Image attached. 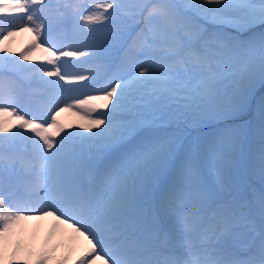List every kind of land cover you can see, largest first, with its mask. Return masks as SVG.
Segmentation results:
<instances>
[{
    "label": "snow or ice",
    "instance_id": "snow-or-ice-1",
    "mask_svg": "<svg viewBox=\"0 0 264 264\" xmlns=\"http://www.w3.org/2000/svg\"><path fill=\"white\" fill-rule=\"evenodd\" d=\"M0 17V260L27 213L86 241L75 264H264V0H0ZM17 31L35 35L13 54Z\"/></svg>",
    "mask_w": 264,
    "mask_h": 264
},
{
    "label": "rangeland",
    "instance_id": "rangeland-1",
    "mask_svg": "<svg viewBox=\"0 0 264 264\" xmlns=\"http://www.w3.org/2000/svg\"><path fill=\"white\" fill-rule=\"evenodd\" d=\"M0 19L4 18L0 17ZM204 27L207 28L209 31L215 30L214 26L207 22H204ZM22 36L23 35L21 32L16 33V35L9 37L6 41H4L3 46L10 48L13 54L18 53L19 43L22 40ZM29 45L30 42L26 45V47ZM30 55L34 57L36 55V51L32 50ZM42 57L43 54L39 53L38 57L33 58V62L38 64L37 61L39 59H42ZM69 60L71 62H75V58H70ZM92 118H96V115L93 114ZM7 119L12 122H15L14 117H7ZM60 120L64 124L72 126L70 129H67L70 131L79 130L76 128V125L85 122V120L82 119L79 114H75L72 110L62 112L60 115ZM237 123H243V121H237ZM202 126L204 125L184 127L182 139H184L186 143L190 142L193 149L195 148L197 143L202 144L209 137V135H207V133H205L203 129L199 128ZM168 130L172 131L173 129L169 128ZM242 142H245L242 148H244L243 150L246 152L248 150L247 148H249V140L247 138H244ZM200 163H204L203 159L200 160ZM253 179L255 183L261 184L258 175L253 177ZM17 225H19L20 227H15L12 233L10 234L6 244V248H4L5 259L0 260V264H8L6 258L8 259V261L12 259L28 260L29 264H34L36 256L42 251H47L51 257V259L48 261V264H72L73 252L68 248L67 237H64V235L60 237L53 236L54 234L51 232L49 226H44L43 223L37 219L30 220L29 222H19ZM16 228H20V231L22 229V233H20L18 236L16 235ZM2 246V243H0V247ZM60 247H63V255L61 256L62 258L57 259L55 256V251L57 249H60ZM29 254H31V256Z\"/></svg>",
    "mask_w": 264,
    "mask_h": 264
},
{
    "label": "bare ground",
    "instance_id": "bare-ground-1",
    "mask_svg": "<svg viewBox=\"0 0 264 264\" xmlns=\"http://www.w3.org/2000/svg\"><path fill=\"white\" fill-rule=\"evenodd\" d=\"M37 220H40L43 225H47L49 224V222H52L54 224V221L51 217H38L36 218ZM31 219H26V220H22L20 221L21 223L22 222H29ZM16 227H20L19 225H17ZM51 228V232L54 234L53 236L55 237H60L62 235H66L67 236V245H68V248H71L72 249V261H73V264H75L76 260H77V257L80 256L83 251H84V247L86 245V241L83 240V238H79L78 240L77 239H73L72 238V234H71V230H68V229H64L63 231L61 230H57V229H54L53 226H50ZM50 232V233H51ZM20 233H22V229L20 231V228H16V235L18 236ZM62 248L63 247H60V249H57L55 251V256L57 259L59 258H62L61 256L63 255V251H62ZM68 259V258H67ZM63 261H66V260H63Z\"/></svg>",
    "mask_w": 264,
    "mask_h": 264
}]
</instances>
